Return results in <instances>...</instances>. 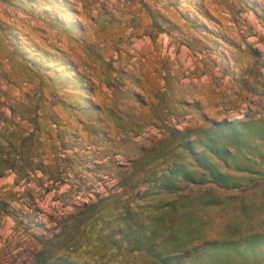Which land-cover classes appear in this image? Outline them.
<instances>
[{
  "label": "rangeland",
  "instance_id": "rangeland-1",
  "mask_svg": "<svg viewBox=\"0 0 264 264\" xmlns=\"http://www.w3.org/2000/svg\"><path fill=\"white\" fill-rule=\"evenodd\" d=\"M0 264H264V0H0Z\"/></svg>",
  "mask_w": 264,
  "mask_h": 264
}]
</instances>
